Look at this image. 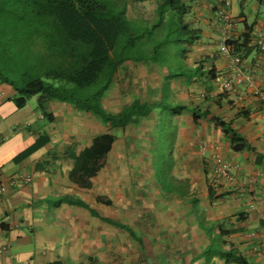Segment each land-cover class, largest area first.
Wrapping results in <instances>:
<instances>
[{
    "label": "crops",
    "instance_id": "crops-1",
    "mask_svg": "<svg viewBox=\"0 0 264 264\" xmlns=\"http://www.w3.org/2000/svg\"><path fill=\"white\" fill-rule=\"evenodd\" d=\"M186 1L191 5L190 17L186 20L193 29H199L200 38L191 48V55L195 61H204V70L213 68L218 76L229 71L228 62L219 54V46L225 37L236 39L250 30L254 43L257 33H264V3L259 0H237L230 11L232 20L226 32L220 17L223 0ZM256 51L245 57L246 66L258 58ZM255 84L264 88V59L261 61L260 78ZM160 85L158 82L156 90ZM190 86L187 83L177 87L173 82L172 91L177 96V90H188ZM217 91L222 92L213 82L212 99L221 98ZM152 92L151 98L143 100L156 99L158 93ZM220 94H225L217 106L221 112L215 111L213 104L212 110L233 121L234 128L248 140L254 152H231L220 131L207 122L194 125L189 115H183L177 124L174 149L167 155L171 160V175L174 180L181 181L186 191L180 198L161 191H156L154 196L151 191L157 187L154 181L152 184L148 181L153 180L150 177L151 166L155 162L153 133L157 131L152 118L125 130H108L91 115H84L67 103L54 101L47 107L54 118L47 122L34 103L28 102L23 108H16L13 103L16 92L0 83V180L6 183V193L0 197V247L3 249L0 264H45L58 260L67 264H85L88 261L92 264L99 259L109 260L110 255H130L135 244L146 249L144 244L147 242L132 229L131 215L126 212L135 205L144 206L147 212H151L153 222L160 217L178 228L182 224L184 228L175 231L174 235L183 237L182 242H192L197 217L191 203L196 199L208 228L202 231L204 234L199 232L203 248L209 244V238L218 236L217 226L220 224L223 231L232 232L224 239L251 264H264V202L261 196L264 186V117L251 88L240 86L236 93ZM27 107L30 109L25 114ZM242 108L248 112V118L236 116L238 109ZM89 120H95V123L85 122ZM38 130H42L49 139L33 149V134ZM105 132H110L116 140L105 165L91 178V187L81 188L70 180L75 159L91 146L96 136ZM199 137L207 143L204 153H200L197 147ZM217 159L238 165L234 183L214 173ZM20 175L29 180H19ZM245 180L251 182L242 185ZM178 191L177 186V194ZM66 197L82 201L90 211L68 203ZM98 197L110 200L111 205L99 203ZM147 200H151L150 204L145 203ZM117 205L119 213L114 208ZM100 209H104L105 215L98 213ZM146 211L139 214L140 222L148 217ZM107 220L132 229L137 240L111 226ZM187 222L189 226H186ZM193 227V236L190 237V228ZM159 243L163 244L161 240ZM134 250L139 254L138 248ZM197 255L187 264L195 263ZM216 261L213 260V264Z\"/></svg>",
    "mask_w": 264,
    "mask_h": 264
},
{
    "label": "trees",
    "instance_id": "trees-1",
    "mask_svg": "<svg viewBox=\"0 0 264 264\" xmlns=\"http://www.w3.org/2000/svg\"><path fill=\"white\" fill-rule=\"evenodd\" d=\"M132 1L143 3L149 0ZM155 4V14L159 20L170 12L172 21L176 22L177 30L181 33L174 40L187 44L188 51L182 52L181 56L187 62L188 55L192 53L191 48L200 40L199 29H193L186 20L191 12L190 3L186 0H156ZM130 20L124 0H0V83L16 92L13 103L18 109L37 97L34 106L47 122L53 121L54 116L47 111V107L54 101L67 103L78 112L91 115L108 130H125L151 118L156 123V116L159 115L163 119L167 118L173 130L169 135L172 151L177 138V124L186 114L194 125L207 122L220 131L231 152H254L248 140L234 128L233 121L224 119L211 108L212 104L218 106L219 99L225 95H218L221 97L218 100L210 96L213 82L218 77L214 69L204 70V61L197 60L186 69L180 68L172 74L167 72L162 65L154 62L158 48L149 53L133 51L138 44L147 41L145 32L134 28ZM156 45L163 46L165 42ZM226 45L241 53L243 59L253 51L259 53L252 42L250 30L239 38L226 40ZM128 64H143L160 78L163 77L166 90L164 92L163 85H160L156 99L135 97L120 111H108L104 107L105 100L117 83L120 72ZM172 78L176 79L172 81ZM173 82L177 87L188 83L203 88V101L193 103L178 100L172 91ZM236 116L248 118V112L243 108L238 109ZM158 130L157 126L156 134ZM33 137V149L47 143L49 139L42 130L36 131ZM159 139V135H156L153 141L155 156ZM115 140L110 132L96 136L91 146L75 159L69 174L70 180L81 188L89 189L91 178L105 165ZM162 154L168 155L164 151ZM155 162L158 161L155 159ZM171 173L172 165L168 170V174ZM204 174L207 176L205 170ZM154 178L158 185L156 174ZM175 182H178L177 185ZM173 183L174 188L160 191L182 198L186 191L181 181ZM177 186L179 195L176 193ZM66 201L90 211L82 201L70 197H66ZM97 201L111 205V201L105 197H98ZM198 203L196 199L191 207L199 213ZM106 222L135 238L133 230L127 226L112 220ZM217 227L219 240L212 242L211 238L195 260L202 259V264H213V260L222 264H251L224 239L232 232L223 231L220 224ZM45 264L67 263L58 260Z\"/></svg>",
    "mask_w": 264,
    "mask_h": 264
},
{
    "label": "rangeland",
    "instance_id": "rangeland-1",
    "mask_svg": "<svg viewBox=\"0 0 264 264\" xmlns=\"http://www.w3.org/2000/svg\"><path fill=\"white\" fill-rule=\"evenodd\" d=\"M124 1L126 2L127 16L129 19H131L130 20L131 24L138 31L140 32L144 31L146 34L145 37L147 42L145 44H138L137 47L133 49V51H136L135 53L138 52L141 53L142 51L144 52L148 51L149 53L152 52L153 50L155 51V49L158 48L155 51L156 56H154L155 57L154 62H156V65L157 64H159V66L162 65L165 68V70L171 74L174 72H178L180 68L186 69V67L195 64V57H192L191 52L188 55L189 59L187 60V62L181 58L182 52L188 51V48L186 43L183 44V43L175 42L174 37L179 36L181 32L177 30L178 26L176 22L172 21L170 12H167L164 18L162 20H159L155 14L156 0H149L143 3H135L132 0H124ZM189 17L190 16L187 15L186 19ZM250 21H252L251 17H250ZM160 42H165V45L163 46L156 45ZM175 79L176 78H172V81H174ZM158 82H160L161 85H163L165 92L166 81L163 77L160 78L158 74H156L154 71H150V69L144 66L143 64H138V65L128 64L120 72L114 91H112L111 94H109V96L106 98L104 107L108 111L118 112L121 110V108L124 105L128 104L135 97L141 99L151 98L153 94L152 91H154V93L158 92V90H156V86L158 85ZM190 85H191L190 89L188 90L187 88L182 89L180 91L177 90L176 98L177 99L180 98L181 101L186 100L194 103H201L204 99L202 96L204 93V89L201 87L199 88L197 85H193V84ZM220 93L218 95H220ZM36 101H37V97L31 99L29 103L35 104ZM29 107L25 108L24 110L25 114L28 113L30 109ZM220 109L221 108L214 105L215 111L221 112ZM91 119L94 118L91 117ZM166 119L167 118L164 119L161 118L159 115H157L155 119L159 132L157 134L156 132L153 134L155 136L159 135L160 139L158 141V144L156 143L157 156H155L154 159H156L158 162L157 163L154 162L153 165L151 166L152 171L150 177L151 178L153 177V180L150 179L148 180L151 184L154 181L155 185H157L156 179L154 178L155 174H156V178H158L159 180L158 182L159 186L157 185L155 190L153 189L151 190L154 196H156V191L160 192V190H168V188L170 187L174 188L173 182L176 181L174 180L172 175L168 174L169 167L171 166L170 163L171 160L169 156L162 154L163 151L165 153L171 152V143L169 140V135L171 132H173V130L171 127H169V124L166 121ZM85 122L92 124L95 123V120H91V121L89 120ZM200 138L201 137H199L197 141L198 150H199L200 141H203V139ZM221 163L222 161L220 160V164ZM150 201L147 200L145 201V203L150 204L149 203ZM118 206L119 205H117V207L114 208H116L117 212L119 213ZM129 210L130 211L126 209V212L127 215H131L130 220H131V225L133 226L132 229L135 231V233H137V235L142 236L145 239V241L147 242L146 244H144L146 245V249H140L138 244L133 243L135 245L134 246L132 245L133 250L130 255L129 254H127V256H121V254L110 255L109 260L99 259L98 261L92 264H137V263L187 264L188 260L193 256L197 255L204 247L203 245L204 242L201 240L199 236L200 234L199 232L204 234V232L206 231L205 230L206 225L204 223L203 214L201 212L195 213V216L197 217V222L195 224L196 228L195 229L194 227L190 228L191 230L189 234L190 237L193 236L192 233L193 229L196 230L195 238L193 239L194 237L193 236L191 240L192 242L194 240V243H192L186 240L182 242L181 240L183 239V237L179 238V236L174 235L175 231L179 232V229H182L183 227L182 224H181V228H178L177 225L175 226L169 225L166 219L160 217H158L159 221L157 219L156 220L157 222H153L152 213L147 212L146 211L147 209L144 206L135 205ZM149 210L151 211V209ZM142 211L143 213L144 211H146L147 214L145 215L148 217L147 218L145 217V220L140 222L138 219H139V214L142 213ZM98 213L105 215L104 209L98 210ZM153 213L156 212L153 211ZM158 214L159 216H161L160 213ZM163 216H165V214H163ZM188 224L189 223L187 222L186 226H189ZM158 226H161L162 228ZM184 231L187 232L186 229H184ZM116 234L119 235V232L117 231ZM158 237L163 242V244L159 243L160 240H158L159 239ZM156 238H158L157 239L158 242H156ZM187 239L189 240V237ZM217 239H218L217 236H213L211 240L213 242L214 240L215 241L219 240ZM150 240L154 241V243H152V241ZM208 240H210V238ZM172 241L175 242V244L172 243ZM137 248L139 254L134 252L135 251L134 249ZM202 263L203 260L201 259L193 264H202ZM85 264H91V263L90 261H88V263ZM215 264H220V263L216 261Z\"/></svg>",
    "mask_w": 264,
    "mask_h": 264
},
{
    "label": "built area",
    "instance_id": "built-area-1",
    "mask_svg": "<svg viewBox=\"0 0 264 264\" xmlns=\"http://www.w3.org/2000/svg\"><path fill=\"white\" fill-rule=\"evenodd\" d=\"M264 3V0H259ZM237 0H223L220 17L225 24L224 31L226 32L231 23L232 17L230 11L234 3ZM226 34V33H225ZM227 37L223 40V42L219 46V54L222 58H224L229 65V71L224 76H218L214 81V84L219 85L222 92L225 93H236L240 86H246L251 88L254 94V97L259 105V110L261 115L264 117V88H259L256 86V81L260 78V70H261V61L264 59V33L258 32L254 44L256 45L259 53L258 58L251 63V65L246 66L244 63V59L241 53H237L233 50V48L226 45ZM1 96V95H0ZM199 150L201 153L206 152L207 143L204 141L200 142ZM238 165L221 163L220 159L216 160L215 174L223 179L228 181L229 183L235 182V171L237 170ZM1 175V173H0ZM19 180L26 181L29 180L28 177L24 175L18 176ZM251 181L245 180L242 185H247ZM6 193V183L3 180H0V197H2ZM262 200L264 202V186L262 188ZM264 219V218H263ZM3 253V249L0 247V255ZM258 254H262L261 250H257Z\"/></svg>",
    "mask_w": 264,
    "mask_h": 264
}]
</instances>
